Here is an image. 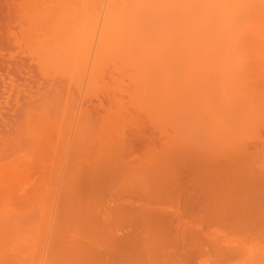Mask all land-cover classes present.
Returning a JSON list of instances; mask_svg holds the SVG:
<instances>
[{
	"label": "bare ground",
	"instance_id": "bare-ground-1",
	"mask_svg": "<svg viewBox=\"0 0 264 264\" xmlns=\"http://www.w3.org/2000/svg\"><path fill=\"white\" fill-rule=\"evenodd\" d=\"M0 264H264V0H0Z\"/></svg>",
	"mask_w": 264,
	"mask_h": 264
}]
</instances>
